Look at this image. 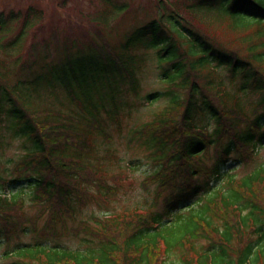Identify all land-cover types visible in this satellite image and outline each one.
<instances>
[{"label":"trees","instance_id":"1","mask_svg":"<svg viewBox=\"0 0 264 264\" xmlns=\"http://www.w3.org/2000/svg\"><path fill=\"white\" fill-rule=\"evenodd\" d=\"M97 1L56 3L59 56L48 64L39 39L32 78L9 59L38 49L52 10L0 12V138L28 144L16 177L0 174V264H264V0ZM138 3L142 25L112 43ZM156 102L124 133L125 114ZM118 139L154 164L132 205L139 163Z\"/></svg>","mask_w":264,"mask_h":264},{"label":"rangeland","instance_id":"2","mask_svg":"<svg viewBox=\"0 0 264 264\" xmlns=\"http://www.w3.org/2000/svg\"><path fill=\"white\" fill-rule=\"evenodd\" d=\"M39 0H0V12L6 9L11 8V6H23L27 4L28 2H36ZM42 4L47 8H51L52 13L55 15L53 16L51 11H48L47 18L44 21V27L45 30L39 32L38 36H36L34 39V43H39V39L42 36H48V29L50 26V23L53 22L54 25H56V22L59 19H62L65 17L63 12L65 10L60 9L56 6V3L59 0H40ZM70 2V5L82 8L85 10H92L94 9V4L97 5L98 1L94 0V4H92L91 0H68ZM137 5H140L138 3ZM93 7V8H92ZM156 14V13H155ZM155 14L152 16L154 17ZM74 17V15H72ZM151 17V18H152ZM145 19V14L143 12L137 11L135 8L130 7L129 11L126 12L121 16V20L117 23V26L115 30L110 34L112 36L111 42L116 43L118 42L119 38H122L123 36H127L132 32V30L143 23V20ZM66 25V22H62V24L56 25L60 29ZM93 36L94 33L91 32ZM32 43L31 40H29V44ZM63 56V54H62ZM25 58H27L26 55H24ZM64 57V56H63ZM30 57H28L26 60L28 61ZM18 67V62L16 63ZM38 71H41L40 68H35L34 70H27L24 73H19L20 78H31L36 74ZM17 76V79H18ZM154 86L151 84H146L145 92H148L150 90H153ZM251 99L254 102H258L260 99V96L258 95H252ZM69 97L64 95L62 93L61 96H59L58 101L62 102L66 105H70L68 102ZM162 108V104L160 102L153 103L151 105H138L137 107L133 108L135 110L131 115L125 114L123 116V120L125 122L124 124V133L128 132L136 127L139 126L146 121L153 118V116L158 113ZM251 110H255V107H251ZM4 140L9 144H4L2 140L0 139V174L4 175L5 177H9L10 174L13 175V177H16L17 173H15V169L23 162V155L25 153V150L28 149V144L25 143L23 138L20 137H14L12 133H5ZM3 140V141H4ZM112 150L118 151L123 157L126 159H133V161H138V168H136L135 175L139 177L136 182V190L132 193L133 195L131 198H129L126 202H124L122 205H132L135 203L136 199L143 196V193L145 192L142 189L141 176H144L145 173L150 172L151 169L154 167V164L152 162V159L149 158V152L146 151L144 148H140L138 146H132L128 145L126 141L124 140H115L113 142ZM264 160V150L261 152V157L258 161ZM26 179V178H22ZM135 188V187H134ZM143 192V193H142ZM87 214L91 215L94 213H98V207L97 206H90L87 208ZM45 220H42L38 226V230H40L43 227V223ZM35 235H30L27 238H24L25 240H30ZM67 240V238H64L63 241Z\"/></svg>","mask_w":264,"mask_h":264}]
</instances>
